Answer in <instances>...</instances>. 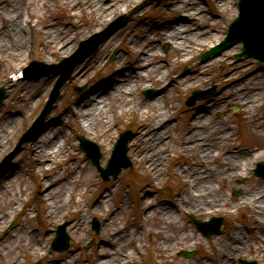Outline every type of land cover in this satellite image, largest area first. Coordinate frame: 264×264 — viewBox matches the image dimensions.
I'll list each match as a JSON object with an SVG mask.
<instances>
[{
  "label": "bare ground",
  "instance_id": "6f19581e",
  "mask_svg": "<svg viewBox=\"0 0 264 264\" xmlns=\"http://www.w3.org/2000/svg\"><path fill=\"white\" fill-rule=\"evenodd\" d=\"M4 1L0 0V20H2L0 23V56L8 59L14 68L19 70L23 61V53L27 50V42H25L27 35L23 33H28L27 25L31 27V30L34 27L33 19L37 12V6L34 3V9L27 10V18L29 19L24 22L20 15L24 7L30 6L31 0L28 2L25 0ZM54 1H57L62 7L67 5L66 18L74 19L76 15L81 16L82 12H86L88 17L84 24L89 28L98 29L118 12L141 11L143 9L141 6L145 0H109L107 3L102 2V0ZM225 1L213 0V6L224 13L226 11ZM167 6L168 9L176 13L177 19L174 21L152 23L151 27L145 24L136 36L131 40L124 41V43L126 29L112 33L107 37L101 45H106L107 49L102 50L99 60L79 66L71 81L79 83L91 80L90 70L93 68L101 69L98 66L105 67V73L91 81L82 96L74 98L69 105L61 107L56 115L53 111L52 115L47 118L49 124L45 130L27 147L26 155L34 163L35 171H41L37 173L40 176L38 187L46 208L47 220L60 216L74 202H76L77 207L81 208L82 202L76 200L75 197L83 194L84 185L94 181L93 170L90 167H85V165H77L76 157L70 154L69 148L71 146L66 144L65 137V120L68 116H71L84 129H94L95 134L104 136L109 134L113 129L112 126L118 122L116 112L123 114L135 109L140 118L136 119V133L130 142L132 157L138 161L141 171H145L148 180L154 181L161 172L165 154L176 150L175 144L170 145L171 137L168 134L170 123L165 119L170 111L164 104L166 97L178 84L182 87L192 84L200 75H211L214 66L218 65L224 68L231 63L227 54L233 50L234 45L205 61L195 63L192 68L191 79L187 75L171 72L172 62L169 64L166 62L170 52H161V43L172 40V50L177 51L180 60L185 62L188 60V54L205 43L206 40H209L210 43L215 42L210 40L215 30L212 26L209 28V25H197L194 21L196 17H204L207 14V11H202L200 0H168ZM217 18H221L219 13H211L208 16L209 22H212L211 25L215 24L214 21ZM54 19L56 21L50 22L40 32L43 57H54L56 54L65 55L71 52L79 44V39L83 36L82 32H88L87 30L83 31L82 25L77 26L74 23L67 25L61 23L58 17H54ZM5 20H8L6 25L3 24ZM203 22L205 21L201 23ZM120 44L124 45L121 50L126 55L132 56V65L126 64L123 60L124 56L120 54L116 55L112 61L105 57L112 46L118 47ZM221 79L226 86L219 95L207 101L206 105L189 107L190 118L187 123V131L177 139L180 142V147L186 150V154L192 156L190 158L191 165L176 169L183 175L186 190L182 194H175V202L171 203L172 205L168 203L154 204L152 199L147 197L151 186H145L144 191L142 190L143 193L140 190V197H138L142 209L140 217L142 216L144 220L156 217L161 223L167 221L176 225L174 219L176 207L198 213L217 210L226 211L228 214L233 210L247 208L250 220L246 221L244 226H233L230 232H226L224 235H216L212 240V253L217 264H230L233 258L243 254L257 255L259 256L258 259L264 262V247H262L264 244V185H248L241 197L230 201L227 195L221 193L222 189L217 188L214 183L225 182L229 186L228 180L232 176L248 171L252 157L264 155V119L260 123H257L256 118L247 122L250 132L258 136L261 142L260 146L245 148L233 143L232 146L226 147L223 152H220L221 142L236 139L235 133L232 128L225 124L211 126L209 123L208 131L206 128L204 129L205 136L208 132V145L203 146L204 149L201 152L204 156L210 155L216 164L210 170H202L200 167L203 168V165L199 167L195 165V161L201 159L194 156L195 148L198 147V144H206L205 139H196L198 135L196 126L206 127L205 122L213 115L227 116L231 106L238 110V116L244 120L250 116L252 98L259 97L264 91V80L259 71L254 74L252 83L248 87H243L239 78L229 77L228 71H222ZM229 79L233 80L230 88L226 82ZM15 80V83H7L8 95L4 102H15L16 107L7 111L3 116L2 109H0V145L3 140L8 139L13 131L16 132L23 127L22 117L30 111L42 91L47 92V87L54 78L51 77L50 80L39 78L34 81L19 78ZM245 80L248 81V78L246 77ZM139 81L142 84H139ZM147 81H150V85L158 87L161 93L140 103L135 99L133 92L138 85L145 86ZM44 86H47L46 90H43ZM261 100L262 98L259 99V101ZM252 123H255L256 127H253ZM56 162L62 164L65 170L59 173L62 168L57 167L54 174L43 175L42 170H50L56 167ZM242 166H244V170ZM20 171L21 168L16 163L7 171L5 178L1 179L4 186L0 187V200L5 199V195L7 196L6 190L11 191V196H8L6 200H14L13 209L23 201L22 196L26 190L24 181L19 186L15 185ZM121 185V182L119 184L115 182L109 185L106 190L98 191L90 202L92 209L99 206L107 216L103 220L102 233L115 229L116 234L112 235L110 239L106 236L99 237L97 257L89 264H129L126 253L130 245H127L126 242L130 238L134 226L140 224H138L139 219L134 222L126 220L123 225L119 226L120 223L115 219L116 210H122L127 199L120 201L118 206H109L108 202L112 199L113 192L118 191ZM111 209L112 211H110ZM6 217L4 215L2 219H6ZM78 221L79 219L75 217L70 219L71 231L79 229ZM256 228L259 235L251 244L250 236ZM165 234L167 233L165 232ZM184 237H186V233H181L180 238L174 237L171 245H163V247H166L167 252L171 253L176 243ZM112 238L115 240L117 238L118 245H121L117 251H111L110 240ZM13 241L14 236L0 238V250L4 252L5 264H18L19 262V258L12 262L14 250H11V246ZM27 245L30 251L34 250V254H38L36 245H39V240L35 236L34 240L31 239ZM70 255L68 257H72L74 254ZM45 264L68 263L60 256L52 255L46 259ZM201 264H205V262Z\"/></svg>",
  "mask_w": 264,
  "mask_h": 264
},
{
  "label": "rangeland",
  "instance_id": "374dc122",
  "mask_svg": "<svg viewBox=\"0 0 264 264\" xmlns=\"http://www.w3.org/2000/svg\"><path fill=\"white\" fill-rule=\"evenodd\" d=\"M5 1L9 2V0ZM25 1L28 2L30 0ZM200 1L202 3V11H207V14L204 15V17H196L194 21L197 25H209V28L212 26L215 31L213 32L212 39L210 40L215 42L210 43L209 40H206L205 43L196 47L188 54V60L185 62L180 60L177 51L172 50V40L160 44L161 52H170L169 56H167L166 62L168 64L172 62L171 72H176L179 75H187L189 79H191V72L193 71L192 68L194 64L201 62L199 59L200 53L207 50L210 45L217 43L225 36L228 23L238 14L237 0H226V11L224 13L213 6V0ZM102 2L107 3L109 0H102ZM34 3L37 6V12L33 19L34 27L31 30V27L27 25L28 33H23L24 35H27V37L25 36L27 50H25V53H23V61L21 62L20 69H15L12 62L0 56V69L2 71V75L0 76V86L5 88V97H7V83H15L16 78L34 81L39 78L50 80V78L53 77L54 80L49 85V87H43V90H46V87L48 88L47 92L42 91V94L40 93L41 95L38 97L36 103H33V107H31L30 111L26 114V116L22 117L24 122L23 127L18 129L16 132L13 131L8 139L1 142L0 161L5 156V154H7L14 147L24 129H26L31 124L33 119L39 114L58 77V74L53 73L35 75L36 73L40 72V70L42 71L45 69L43 66L39 65L31 66V69L28 70V75L23 74L22 69L30 66L32 60H40L45 63H57L63 57L69 56L71 53H73L78 47L77 44L71 52L66 53L65 55L56 54L54 57L42 56V41L40 32L41 29L45 28L50 22L56 21L54 17H58L61 23H65L67 25L69 23H74L77 26L82 25L83 31H88L82 32L83 36L79 39L82 40L87 38L92 33L101 30L107 25L108 22L116 18L118 15L123 13L129 14V20L125 23V25L113 32L116 33L120 32L122 29H126L123 43L124 41L126 42L129 39L131 40L134 36H136L138 31L142 29L145 24L151 27L152 23L172 22L177 19L176 13L168 9V0H160L159 2H150L149 0H145L144 3L142 2L143 4L141 7L143 9L141 11L134 12L133 10H128L124 12H118L113 16L112 19L103 23L98 29H92L91 27L89 28V26L84 24V21L88 17L86 12H82L81 16L76 15L74 19L66 18L65 12L67 10V5L62 7L57 1L55 2L54 0H31L30 6L24 7L20 15V18L24 22L29 19L27 18V10L34 9ZM211 13H219L221 15V18H217L218 20L216 19L214 21V25H211L212 22H209L208 20V16H210ZM202 21L205 22L201 23ZM1 22L2 20H0V23ZM3 24H8V20H5ZM103 42L100 43L94 53L86 57L74 67L70 79H68L61 86L59 94L53 103L51 110L45 117L44 123L46 125L49 124V122H47V118L52 115L51 113L53 111L54 115H56V112L61 107L69 105L74 98L82 96L86 92L91 81H94L98 76H101L105 73V67L98 66L101 69L97 70V68H93L90 70L89 74L91 76V80L82 81L79 83L71 81L73 74L79 66L84 63H93L99 60L98 58L102 50L106 48V45L101 46ZM232 45H234L233 50L227 54L228 60L231 62L229 65L225 66L224 68L219 67L218 65L214 66L213 70L211 71V75H200L196 77L195 82L192 84H187L184 87L178 84L166 97L164 104L168 109H170V111L165 119L168 121V123H170L168 133L169 137H171L170 145L173 146L175 144L176 150L165 154L162 162L161 172L158 178H155L154 181L148 180V176L145 174V171H141L138 161L132 157L130 142L136 133V119L140 118V115L137 113V111H135V109L132 111L129 110L123 114L116 112V118L118 122L115 126H112V131L104 136L95 134L94 129H84L78 125L71 116H68L65 120L66 144L71 146L69 151L71 155L76 157L77 165H85V167H90L93 170L94 181L90 184L88 183L87 185H84L82 188L83 194L81 196L77 195L75 197L76 200L78 199L82 202L81 208L77 207L75 204L76 202H74L70 204L69 208L65 209L60 216L54 217L51 220H47L46 208L42 201L43 199L41 198L42 196L38 187L40 176L37 173L41 171H35L34 163L26 155L27 147L30 143L34 142L35 139L24 143L21 151H19L14 156L11 164V167H13L17 163L21 168L19 178L15 182V185L19 186L22 181L25 182L26 185H24V187L26 186V190L24 191L25 194L22 196L23 201L18 203L16 208L13 209L12 206L14 204V200H6V198L12 194V192L9 190H6L7 196L5 195V199L0 200V238L14 236V241L11 246V250H14L12 262H15L19 258L18 264H31L37 260L40 261V264H45L46 259L52 255L60 256L68 264H89V262H92L97 257V245L99 237L106 236L110 239L111 236L115 235L116 233L115 229L107 230L104 234L100 230L97 234L94 232L90 226L91 218L93 216L98 218L101 225L103 224L104 218L107 216L102 212L99 206H96L95 209H92L90 202L93 200L98 191L104 189L106 190L109 185L115 182H118V184L121 182L122 185L120 186V189L116 192H113L112 199L108 202V204L109 206H118L120 201H126L127 199L125 206L122 207V210H116L115 219L120 223L119 226L123 225L126 220L134 222L139 219L138 224L140 225L134 226V228L131 230V236L126 242L127 245H130L126 253L129 264H201L204 262L205 264H217L215 262V256L212 253L213 238L216 235H224L226 232H230L231 228L235 225L244 226V223L250 220L248 214L249 211L247 208H242L236 211L233 210L230 214H228L226 211L217 210H209L205 212L202 211L198 213L186 208L180 209L176 207L177 210L174 215L176 222L175 225L174 223H169L167 221H163L161 223L156 217H150L147 220H144L142 216L140 217L142 209L140 208L138 197H140V190L141 193H143L145 186L150 185L151 187L150 190H148L149 192L147 193V197L152 199L154 204H171L175 202V194H182L186 190L183 175H181L180 171H176V169H179L182 166L191 165L192 162L190 161V158H192V156L186 154V150L180 147V142H178L177 139L187 131V123L190 118L187 107L206 105L211 96L213 97L219 95L222 89L226 86L223 84V79H221L222 71H228L229 77H232L233 79L239 78L240 82L243 84V87H248V85L252 83L254 74H256L257 71L262 74V78L264 80V63L258 61L253 56H243L240 60H236L235 53L241 50L242 42L235 41L230 46ZM122 47L124 48L123 44H120L118 47L115 45L112 46L105 57L112 61L116 55L120 54L124 56L123 60L126 64L132 65V56L126 55L121 50ZM246 77L248 78V81L245 80ZM232 81V79L226 81L228 82L229 88ZM139 84L142 83L139 81ZM212 85L215 86V91L209 98H207L208 100L202 99L195 101L191 105L186 104V98L193 89L205 88ZM80 86H84V88L82 91L78 92L76 87ZM150 87L154 89V93L151 96L146 97L143 91ZM133 93L135 99L142 103L147 98H151L161 93V91L158 89V87L150 85V81H147L145 86L138 85ZM5 97L0 101L2 116L5 115L7 111L12 110L13 107H16L15 102H4ZM260 98H262L261 101H259ZM62 117L64 118V115H62ZM254 118L258 120L257 123H260L261 120L264 119V91L259 97L252 98L250 116L244 120L238 116V110L231 106L227 116L218 117L213 115L210 116L205 122L204 125L206 127L197 125L196 133H198V135L196 136V139H205L206 144H198V147L195 148L196 151L193 153L194 156L200 157L202 159L195 161V165L198 167L203 165V168L200 167L202 170H210L214 164H216V161L210 155L204 156V154L201 152L204 149L203 146L208 145L207 141L209 137L207 127L210 125L209 123H211V126L215 124H225L227 127L232 128L235 133L236 139L231 141L229 140L230 142H221L220 152L225 151V148L232 146L233 143L245 148H254L256 146H260L261 142L258 136L250 132L247 124V122L253 120ZM252 126L256 127L255 123H252ZM127 128L132 131V136L128 141L127 149V155L131 165L126 168L122 167L115 178L110 177L108 180H104L99 176L95 165L85 157L84 152L79 148L77 135L82 134L99 144L100 150L102 152L100 163L101 165L105 166L111 153L113 143L119 132ZM205 128L207 130L206 136L204 130ZM258 160L264 161V155L252 157L249 163L248 171L246 173L244 171L240 175L232 176V178L228 180V183H230L229 186L225 184V182L218 181L214 182L216 187L221 188V193L227 195L228 199L233 201L241 197L248 185H264V180L257 177L253 171ZM57 163L58 162H56L57 166L51 168L50 170H42L43 175L54 174L55 170H57V167L62 168V170L59 172L62 173L65 170V167L62 164ZM242 167L244 170V166ZM7 171L0 177V187L4 186V183L1 181V179L5 178ZM236 190H240V193L234 194ZM110 211H112V209ZM154 213H156L155 210ZM188 213H192L196 218L202 220L209 219L211 216H221L223 218L221 232L218 234H213L210 237L203 236L195 228V225L190 222L187 216ZM4 215L7 216L6 219H2V216ZM73 217L79 219V229L71 231L69 222L70 219H73ZM63 222H66L65 228L70 236V241L69 247L65 251L58 252L50 249V243L52 238L55 236V229L57 225ZM165 232L167 234H165ZM181 233H186V237L182 238L178 243H176L175 247H173V251L168 253V249L166 247L164 248L163 245H171L173 238H180ZM258 235L259 232L256 228V230L250 236L251 244L255 242V237ZM34 236L39 240V245H36L38 254H34V250L30 251L29 246L27 245L31 239L32 241L34 240ZM92 238L94 239L93 243L90 246H87L88 242ZM110 242L112 244L111 251H117L121 247V245H118L117 238L116 240L112 238ZM263 245L264 244H262V247H264ZM111 251L110 253H112ZM184 251H194V253L191 256H185L183 255ZM70 254L74 255H72V257H68L71 256ZM70 258H73V260H70ZM240 258L256 259L258 264H264L263 261L258 260L259 256L247 254L233 258L230 264H240ZM5 262L4 252H1L0 250V264H5Z\"/></svg>",
  "mask_w": 264,
  "mask_h": 264
},
{
  "label": "water",
  "instance_id": "95a60500",
  "mask_svg": "<svg viewBox=\"0 0 264 264\" xmlns=\"http://www.w3.org/2000/svg\"><path fill=\"white\" fill-rule=\"evenodd\" d=\"M239 5L240 14L230 24L229 35L225 37L219 44L211 47L207 52H205L201 56V60H205L210 54L217 53L219 50L228 47L230 43L237 38H241L244 42L242 51L236 54L238 58L241 55L248 56L253 54L259 59L264 60V0H239ZM127 19L128 16L126 15L119 16L114 21L109 23L102 31L94 33L88 39L81 41L80 47L70 57L63 58L60 63L63 64V67L59 70L61 74L56 81L45 106L43 107L37 118L34 120L32 125L22 134L15 148L1 160L0 173L9 168L12 157L17 151L21 149V145L24 141L33 140L44 131L45 126H43L42 124L44 117L50 110L53 101L56 99L59 88L66 79L70 78L71 72L76 64L82 61L90 53L94 52L98 44L103 39H105L113 30L122 26L127 21ZM233 31L236 32L234 33ZM34 64L43 66L44 68L47 67V70L40 71L35 75L57 72V70L52 69L53 67H56L57 64H46L41 61L33 60L31 61L30 66ZM25 71L26 70H24V72ZM81 89L82 88H80V90ZM212 90V88L205 91L196 90L190 102H192L195 97H206L210 95ZM149 92L150 90L147 91V93ZM4 94V88L0 87V100L3 99ZM129 137L130 131L128 130L120 133L119 138L114 144L112 155L108 161V166L106 169H104L100 166L99 163V159L101 157L99 146L82 135L78 136L81 148L85 150L86 156L98 167L100 174L104 178H106L109 173H111L113 176H116V174L120 170L121 165L124 164L125 166H127L129 164L128 158L125 154L127 149V140ZM118 156L121 157L122 161L119 163H115V160L116 158H118ZM256 174L264 178V164L258 162ZM236 193H238V191ZM190 217L196 223L197 227L203 232V234L209 236L212 233L219 232L220 224L222 222L221 218L213 217L211 220L203 222L200 220H195L192 215H190ZM92 224V226L96 230H98V221L96 219H93ZM64 227L65 224H61L58 226L56 230V236L52 241V248L62 250L67 247L68 237L64 231ZM243 263L247 264L248 262L246 260H243ZM251 263L255 264V262ZM34 264H38V262H35Z\"/></svg>",
  "mask_w": 264,
  "mask_h": 264
}]
</instances>
